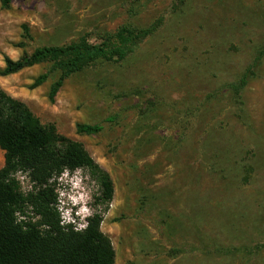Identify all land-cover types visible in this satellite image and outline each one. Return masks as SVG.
Returning a JSON list of instances; mask_svg holds the SVG:
<instances>
[{
  "label": "rangeland",
  "instance_id": "1",
  "mask_svg": "<svg viewBox=\"0 0 264 264\" xmlns=\"http://www.w3.org/2000/svg\"><path fill=\"white\" fill-rule=\"evenodd\" d=\"M25 24L28 53L157 27L125 61L72 75L54 103L57 75L30 89L48 63L0 77L113 181L106 207L89 170L58 177L61 222L83 230L102 213L115 264H264V0H14L0 5V69L23 55ZM17 179L24 196L37 192ZM18 218L40 220L31 206Z\"/></svg>",
  "mask_w": 264,
  "mask_h": 264
},
{
  "label": "trees",
  "instance_id": "2",
  "mask_svg": "<svg viewBox=\"0 0 264 264\" xmlns=\"http://www.w3.org/2000/svg\"><path fill=\"white\" fill-rule=\"evenodd\" d=\"M14 0H0L3 10L11 9ZM157 27L146 30L122 29L101 44L85 37L65 46H45L32 53L25 49L32 41L30 28L23 25V41L18 48L23 55L16 61L5 58L0 77H9L37 65L48 63L50 70L37 77L30 89L45 84L52 74L49 100L55 99L72 75L99 61L121 63ZM246 81H242V86ZM79 135L95 136L101 125L77 124ZM0 149L4 167L0 170V264H115L116 252L110 238L101 230L103 214L87 220L83 230L63 224L56 210L54 181L66 172L89 170L100 186V202L109 207L114 199L110 175L89 155L84 145L57 132L55 125H43L22 102L0 89ZM22 174L37 192L24 196L17 175ZM34 208L37 222L19 221L18 214Z\"/></svg>",
  "mask_w": 264,
  "mask_h": 264
}]
</instances>
